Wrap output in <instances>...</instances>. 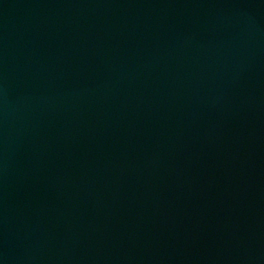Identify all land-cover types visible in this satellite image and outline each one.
Wrapping results in <instances>:
<instances>
[{
	"label": "water",
	"instance_id": "95a60500",
	"mask_svg": "<svg viewBox=\"0 0 264 264\" xmlns=\"http://www.w3.org/2000/svg\"><path fill=\"white\" fill-rule=\"evenodd\" d=\"M0 264H264V0H0Z\"/></svg>",
	"mask_w": 264,
	"mask_h": 264
}]
</instances>
